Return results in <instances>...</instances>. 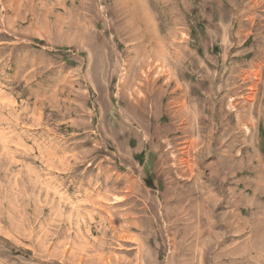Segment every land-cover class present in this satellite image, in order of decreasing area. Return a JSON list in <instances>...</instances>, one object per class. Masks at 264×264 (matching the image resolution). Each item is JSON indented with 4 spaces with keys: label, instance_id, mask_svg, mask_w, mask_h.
Here are the masks:
<instances>
[{
    "label": "rangeland",
    "instance_id": "rangeland-1",
    "mask_svg": "<svg viewBox=\"0 0 264 264\" xmlns=\"http://www.w3.org/2000/svg\"><path fill=\"white\" fill-rule=\"evenodd\" d=\"M256 261L264 0H0V264Z\"/></svg>",
    "mask_w": 264,
    "mask_h": 264
},
{
    "label": "crops",
    "instance_id": "crops-1",
    "mask_svg": "<svg viewBox=\"0 0 264 264\" xmlns=\"http://www.w3.org/2000/svg\"><path fill=\"white\" fill-rule=\"evenodd\" d=\"M255 233H259V231H256ZM255 240H259V238H257V237H255V239H254V241ZM250 255V251L249 250H246V251H244L243 253H241V256H245V257H248ZM251 255H253V254H251ZM244 263H245V261H244ZM254 264H258V262L256 261Z\"/></svg>",
    "mask_w": 264,
    "mask_h": 264
}]
</instances>
